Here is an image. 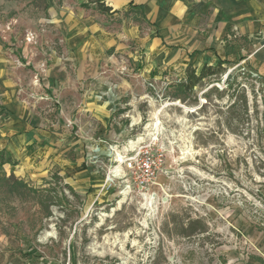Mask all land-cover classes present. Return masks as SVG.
<instances>
[{"label":"rangeland","instance_id":"374dc122","mask_svg":"<svg viewBox=\"0 0 264 264\" xmlns=\"http://www.w3.org/2000/svg\"><path fill=\"white\" fill-rule=\"evenodd\" d=\"M47 9V0H0V151L19 162L0 167V264H264L262 43L238 37L224 71L179 98L186 75L145 82L135 76L142 56L117 54L107 68L120 71L88 74L83 82L99 87L125 82L121 111L141 121L132 131L118 114L106 131L124 123L143 133L164 165L146 200L125 185L106 190L103 180L98 195L77 188L74 196L50 164L40 167L56 144L80 140L86 157L95 142L62 97L55 72L69 57L47 31ZM13 116L26 122L16 135L31 134L27 141L6 132Z\"/></svg>","mask_w":264,"mask_h":264},{"label":"crops","instance_id":"0c3cea01","mask_svg":"<svg viewBox=\"0 0 264 264\" xmlns=\"http://www.w3.org/2000/svg\"><path fill=\"white\" fill-rule=\"evenodd\" d=\"M90 1L47 0L48 18L44 21L47 31L60 38L69 57L66 65L55 72L62 80V97L70 105L73 117L82 122V131L84 124L92 125L88 136L95 142L91 147L102 146L104 153L108 145H116L118 150L126 140L134 138L130 129L141 121V115L136 117L132 111H121L125 108L120 89L125 88V82H107L101 87L96 81L83 82L90 73L96 74L97 80L108 72L120 71V67L107 68L110 61L114 64L117 54H125L135 61L142 56L143 69L135 76L145 82L173 72L185 75L189 67L196 72L220 62L225 63L224 67L240 49L235 41L238 37H245L252 44L262 43L258 54L264 59V0H101L112 9L106 14L89 4ZM99 61L102 63L98 66ZM56 64L60 66V62ZM69 81H74V86ZM115 85L113 103L98 98ZM116 115L129 119L133 126L129 129L124 123H116L108 134L106 125ZM25 123L13 116L6 132L23 136L27 141L31 134H19ZM34 138L47 141L41 135ZM75 141L66 150L56 144L45 157H50L48 164L41 163L42 173L48 172L45 168L50 164L54 176L62 178L74 191L78 188L81 195H98L104 173H96L88 162L92 149L84 157V142ZM2 151L12 158L6 149ZM14 162L19 165L18 161Z\"/></svg>","mask_w":264,"mask_h":264},{"label":"built area","instance_id":"2783aa9c","mask_svg":"<svg viewBox=\"0 0 264 264\" xmlns=\"http://www.w3.org/2000/svg\"><path fill=\"white\" fill-rule=\"evenodd\" d=\"M149 86L155 89L151 83ZM115 88L116 85L110 86L100 93L98 98L108 99L113 103ZM131 129L133 131L134 127ZM140 138L143 140L140 141ZM119 155L122 156V162L119 161ZM89 163L96 173H104V189L122 188L125 185L135 189L137 194L146 200L150 198L153 187L157 185L156 181L164 165V156L155 148V143L141 133L128 139L125 146L118 150L116 145L110 144L104 153L102 146H94ZM119 166L121 172H116Z\"/></svg>","mask_w":264,"mask_h":264},{"label":"trees","instance_id":"16d2710c","mask_svg":"<svg viewBox=\"0 0 264 264\" xmlns=\"http://www.w3.org/2000/svg\"><path fill=\"white\" fill-rule=\"evenodd\" d=\"M89 4H94L96 9L104 14L110 13L112 11V9L105 6V4L102 3L101 0H91ZM89 4L86 5L85 7H89ZM224 64L225 63L220 62L216 66H205L201 70L199 75H197L196 69H193L192 67L187 68L185 72L186 77L184 78L185 82H183L184 84H180L178 86V92H177L178 94L176 97L179 98L180 94H186L188 92H192V90L204 79L221 74L224 71L223 68ZM263 133H264V129H263ZM7 164L13 167L18 165L17 162H14L12 160L10 155H8L5 151H2L0 152V167ZM13 185H15L16 187L24 188L29 192L39 193V191L33 190L29 185H27L22 180H14ZM66 187L70 190V192H72L74 196H79L70 186L67 185Z\"/></svg>","mask_w":264,"mask_h":264},{"label":"bare ground","instance_id":"6f19581e","mask_svg":"<svg viewBox=\"0 0 264 264\" xmlns=\"http://www.w3.org/2000/svg\"><path fill=\"white\" fill-rule=\"evenodd\" d=\"M141 140H143V139H140V141H141ZM119 159H120V160H119ZM119 159H118V160H119L120 162H122V156H121V155H119ZM116 172H121V167H120V166L117 168V171H116Z\"/></svg>","mask_w":264,"mask_h":264}]
</instances>
